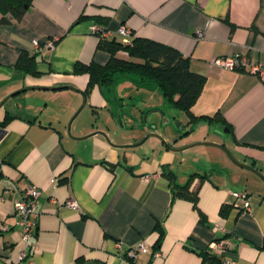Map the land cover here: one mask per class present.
<instances>
[{"label":"crops","instance_id":"1","mask_svg":"<svg viewBox=\"0 0 264 264\" xmlns=\"http://www.w3.org/2000/svg\"><path fill=\"white\" fill-rule=\"evenodd\" d=\"M28 1L20 18L6 12L8 21L0 22V221L7 226L0 230V264H200L196 251L223 236L232 264H264V77L249 70L264 67V0ZM96 19L108 38L120 41L117 29L125 24L134 36L187 56L190 69L205 76L192 112L219 111L224 121L200 118L191 123L197 133L184 135L187 114L164 96L130 103L118 80L147 88L148 96L159 91L128 76L86 94L88 75L73 72L75 62L104 64L109 57L97 47ZM48 37L53 47H34V39ZM22 50L38 53V75L15 67ZM234 53L247 60L241 69L209 64ZM158 111L160 121L147 123L144 112ZM206 148L213 160L201 163ZM166 166L178 183L204 174L192 187L205 220L191 201L172 197ZM30 184L40 189L39 215L24 241L13 202ZM234 190L249 193L248 211L231 204ZM69 197L77 209L63 204ZM140 241L149 252L129 261L126 250Z\"/></svg>","mask_w":264,"mask_h":264},{"label":"trees","instance_id":"2","mask_svg":"<svg viewBox=\"0 0 264 264\" xmlns=\"http://www.w3.org/2000/svg\"><path fill=\"white\" fill-rule=\"evenodd\" d=\"M28 4V0H0V11L2 12L0 22L8 21L4 14L6 12H11L14 18H20ZM95 24L102 29L95 32L99 37L97 47L105 50L109 57L104 64L95 61L75 62L73 72L88 75L84 90L86 94L94 85H98L102 89L108 88L117 76H128L138 85H156L162 91L166 101L187 114L188 123H193L200 118L224 121L219 111L213 115H195L192 112L191 107L202 91L205 76L192 71L188 57L178 49L148 37L134 36L133 33L131 42L124 44L122 38L118 41L103 35L102 31L106 28L99 19L95 20ZM40 45L42 46L41 43ZM37 54V52L20 51L15 67L29 74L38 75ZM4 123L5 120L0 122L1 125ZM110 165L112 166V163ZM163 175L169 181L172 197H181L191 201L199 219L205 220V215L197 204V186L192 187L193 179L198 177L202 181L204 174L192 172L184 183H178L175 172L166 166L163 168ZM64 179L62 178L60 181ZM226 209L227 206L222 205L220 212L224 214ZM156 229L159 231L156 240V244H158L163 235V228L158 224ZM196 252L201 257L200 264H220V257L210 250L204 249Z\"/></svg>","mask_w":264,"mask_h":264},{"label":"built area","instance_id":"3","mask_svg":"<svg viewBox=\"0 0 264 264\" xmlns=\"http://www.w3.org/2000/svg\"><path fill=\"white\" fill-rule=\"evenodd\" d=\"M93 32H98L102 30L96 24L92 27ZM107 30H103L102 34L107 35ZM117 32L122 36V42L124 44H129L132 38V30L125 24L121 25ZM198 37L203 35L202 30L197 31ZM54 37H48L42 42V46L51 48L54 45ZM33 45L35 48H40V42L37 39H34ZM246 58L240 53H234L229 55L215 56L210 59L209 64L212 66H217L219 68L225 69H241L246 64ZM249 70L252 73L264 77V67L259 64H250ZM1 169V162H0ZM12 189H5L3 191L4 195H10ZM232 196V205L238 207L240 212L248 211L250 209V196L249 193L245 190L243 191H231ZM40 195V189L34 185L30 184L24 187L19 192V197L16 198L13 202L15 210L18 215L16 221L19 227V234L22 240L26 241L29 237L33 236L35 233L37 218L39 212L37 210V202ZM64 205L72 207L74 209L78 208L76 200L72 197L67 198L64 202ZM7 228L4 222L0 221V230L3 231ZM230 240L227 237L214 238L208 243V250L220 257V264H232L231 261L224 256V253L230 248ZM30 247L34 248V244L30 243ZM150 250L149 245L145 241H140L126 250L125 255L128 257L129 261H135L139 253H148ZM159 254V252H156Z\"/></svg>","mask_w":264,"mask_h":264},{"label":"rangeland","instance_id":"4","mask_svg":"<svg viewBox=\"0 0 264 264\" xmlns=\"http://www.w3.org/2000/svg\"><path fill=\"white\" fill-rule=\"evenodd\" d=\"M117 77H119V76H117ZM119 82H118V84H117V87H119V85H122V86H124L125 88H127V91H126V94L125 95H127V96H129V95H131V96H133V98L132 99H130V103H132V104H134V105H137V106H140L141 104H143V99L144 98H149L148 100H150V101H152V102H156L157 100H158V98H159V100H160V97L161 96H163V94H162V91L158 88V90L157 91H159L158 93H159V95L158 94H152V95H150V96H148L149 94H150V92H149V90L147 89V88H143V87H137V86H131L130 84H129V82L127 81V80H118ZM114 83H115V81H114ZM113 83V85L115 86V84ZM106 89H108L107 87H106ZM108 91V90H107ZM161 95V96H160ZM163 99V98H162ZM112 101H114V100H112ZM168 103H170V102H168ZM169 105V107H171V109H176V108H172L173 106H171L172 104L170 103V104H168ZM177 111V110H176ZM144 117L146 116V122L147 123H149V121L152 119L154 122H156V119H158L159 121H160V119L162 118V116H161V112H153V113H150V114H145V112H144ZM156 118V119H155ZM151 124H153V123H151ZM185 124V126H187V127H184L183 128V131L185 130V129H187V132L186 131H184L183 132V134L184 135H187L188 133H189V131H190V133H191V131H193L192 133H193V135H195V133H197V130H195V125L194 124H191V123H188V122H185L184 123ZM188 124L190 125V126H188ZM195 149L196 150H200V149H203V148H201V147H204V145H195ZM202 152V155H201V163H203V162H206V161H212L213 160V156L214 155H212L210 152H208L209 150L206 148V150L204 151V150H201Z\"/></svg>","mask_w":264,"mask_h":264},{"label":"water","instance_id":"5","mask_svg":"<svg viewBox=\"0 0 264 264\" xmlns=\"http://www.w3.org/2000/svg\"><path fill=\"white\" fill-rule=\"evenodd\" d=\"M155 135H157L160 139H162L166 145L170 146L169 143H168L167 141H165L164 138H163L162 136H160V135H158V134H155ZM202 143H208V142L203 141ZM210 143H211V144H215V145H217V146H222V145H219V144H217V143H212V142H210ZM194 144H197V143H194ZM171 148H172L173 150H178V148H174V147H171Z\"/></svg>","mask_w":264,"mask_h":264}]
</instances>
